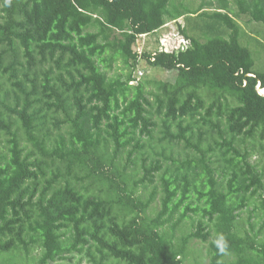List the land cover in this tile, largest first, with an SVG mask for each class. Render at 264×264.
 I'll list each match as a JSON object with an SVG mask.
<instances>
[{"label":"trees","instance_id":"trees-1","mask_svg":"<svg viewBox=\"0 0 264 264\" xmlns=\"http://www.w3.org/2000/svg\"><path fill=\"white\" fill-rule=\"evenodd\" d=\"M213 1L0 0V256L183 264L198 239L209 264H264V71L238 23L264 29V0ZM180 18L186 45L138 52ZM118 60L141 76L108 77ZM140 61L174 80L139 81Z\"/></svg>","mask_w":264,"mask_h":264},{"label":"rangeland","instance_id":"rangeland-1","mask_svg":"<svg viewBox=\"0 0 264 264\" xmlns=\"http://www.w3.org/2000/svg\"><path fill=\"white\" fill-rule=\"evenodd\" d=\"M175 3L179 5H183L184 7H188L192 10H196L198 8L204 9L203 11L207 13H211L215 10L217 5L213 0H175ZM235 9V8H234ZM236 12V11H235ZM231 16V14H230ZM245 20H247L245 18ZM182 23L186 25V22L183 18L178 20H167L166 25L162 30L158 33L143 37L139 39L140 48L139 50L146 48L147 50H152L153 47L157 46L158 49L161 47L164 49H172V47H178L181 45L180 37L177 35V27L176 25ZM241 26L242 36L240 37L241 43L244 46H247L256 60V71H264V29L260 24L250 23L246 24L243 22H238ZM199 41L204 42L205 37L200 30H193L191 33ZM190 34V35H191ZM116 38H120V35L115 33ZM263 38V39H262ZM143 70V77L139 81H147V80H163V81H173L175 78L174 72L163 71L160 69H149L148 65L145 61H140L139 63ZM49 67V66H48ZM48 67H43V69H48ZM107 73L108 77H122L123 79L128 75L129 72H132V76L135 79L140 77L138 68H130L123 65L121 60L115 61L112 64L110 69H104ZM138 71V72H137ZM39 78L42 76L39 73ZM136 82H138L136 80ZM135 84V83H133ZM264 93V92H262ZM180 147H176L174 150L177 153ZM257 159V164H259L260 168L264 167V150L259 151L254 157H252V161ZM264 182V178H263ZM264 195V192H263ZM159 201L153 203L152 209L155 212L158 209ZM154 214L151 210L148 211V216L152 217ZM189 217L186 220H183L178 226L171 230V226L175 223L178 216H176L171 224L166 226V230L169 231L172 236L173 244L178 243L180 239L188 233L193 232L196 229V224L200 218L199 215L189 214ZM247 220V215L243 214L242 216V224L245 225L244 221ZM259 225H256V229H258ZM247 226L245 225V228ZM186 252L183 259V264H209L208 257V244L201 242L198 239H190L186 245ZM38 254L36 252H31L28 257L21 255L20 253H9L0 256V264H37ZM51 264H91L89 259L85 254H74L68 257L65 260H58Z\"/></svg>","mask_w":264,"mask_h":264},{"label":"built area","instance_id":"built-area-1","mask_svg":"<svg viewBox=\"0 0 264 264\" xmlns=\"http://www.w3.org/2000/svg\"><path fill=\"white\" fill-rule=\"evenodd\" d=\"M147 35H141L140 36V38H143V37H146ZM139 38V39H140ZM139 39L137 40V50H138V52L139 53H141V49L139 50V48H140V44H139ZM180 40H181V45H179L178 47H172V49H164V48H162L161 46L162 45H160L159 47H160V49L159 50H163V51H170V50H173V49H178L180 46H183V45H186L187 44V41H185L183 38H180ZM141 71L139 72V76H141ZM257 90H258V93L259 94H261V95H264V93H262V92H264V88H260L259 86H257Z\"/></svg>","mask_w":264,"mask_h":264},{"label":"clouds","instance_id":"clouds-1","mask_svg":"<svg viewBox=\"0 0 264 264\" xmlns=\"http://www.w3.org/2000/svg\"><path fill=\"white\" fill-rule=\"evenodd\" d=\"M215 243L217 244V246L219 247L220 251H224L225 247H226V240L224 238V236L222 234H220L217 238V240L215 241Z\"/></svg>","mask_w":264,"mask_h":264}]
</instances>
